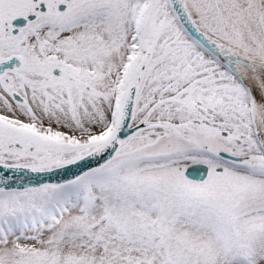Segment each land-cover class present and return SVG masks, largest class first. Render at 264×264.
Listing matches in <instances>:
<instances>
[{
    "label": "snow or ice",
    "instance_id": "6c2138e0",
    "mask_svg": "<svg viewBox=\"0 0 264 264\" xmlns=\"http://www.w3.org/2000/svg\"><path fill=\"white\" fill-rule=\"evenodd\" d=\"M0 264H264V0H0Z\"/></svg>",
    "mask_w": 264,
    "mask_h": 264
}]
</instances>
